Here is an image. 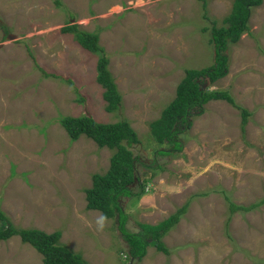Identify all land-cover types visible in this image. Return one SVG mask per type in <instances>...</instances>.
Listing matches in <instances>:
<instances>
[{
	"label": "rangeland",
	"instance_id": "rangeland-1",
	"mask_svg": "<svg viewBox=\"0 0 264 264\" xmlns=\"http://www.w3.org/2000/svg\"><path fill=\"white\" fill-rule=\"evenodd\" d=\"M61 1L0 0L2 209L19 227L61 230V242L86 264H264V204L230 210L231 202L264 198V0L251 6L249 30L228 48V73L201 86L229 90L252 114L243 126L239 108L211 100L190 126L179 125L181 149L157 141L151 122L174 100L186 69L214 63L213 23L228 26L235 0ZM68 24L99 34L122 94L116 110L106 109L96 81L99 54L64 32ZM82 114L127 119L137 133L129 149L141 163L131 188L144 182L146 191L122 200L131 231L188 203L163 237L169 254L149 245L142 259L133 257L117 217L100 227L101 211L86 208L93 175L108 171L116 149L85 134L70 139L60 118ZM0 264H43V256L13 235L0 239Z\"/></svg>",
	"mask_w": 264,
	"mask_h": 264
},
{
	"label": "trees",
	"instance_id": "trees-1",
	"mask_svg": "<svg viewBox=\"0 0 264 264\" xmlns=\"http://www.w3.org/2000/svg\"><path fill=\"white\" fill-rule=\"evenodd\" d=\"M204 5L206 0L203 1ZM263 0H235L231 13L224 18L228 26H218L214 21L211 41L214 44L215 58L210 66L196 69H186L184 79L179 83L176 96L162 111L159 118L151 122L154 137L160 143L167 140L173 143L175 149L182 145L176 139L180 130L179 125L190 126V116L197 110L202 113L204 105L211 100H227L240 109L243 126L252 114L246 107L239 105L229 90H209L201 88L202 83L209 79L210 83L224 77L229 71L228 48L240 40L241 35L249 30L248 20L251 6L262 4ZM57 6H62L61 0H55ZM6 29V26L4 25ZM66 33H74L75 39L86 49L97 52L96 81L105 89L104 98L109 111L116 110L122 102V94L115 82L114 76L108 68L109 58L105 49L98 43L99 34L79 29L76 24H68L63 28ZM43 70V68H41ZM47 76L50 73L45 72ZM54 75V74H52ZM73 82L72 80H69ZM79 100H83L81 97ZM60 122L66 128L70 139L77 140L85 134L92 138L99 147L116 149L110 159V167L105 174L93 175V185L86 189L87 208L100 210L106 219L117 217L119 230L130 246V254L142 259L147 253L149 245H154L159 251L170 253L163 242V237L180 221L188 210V203L157 224H148L139 232L131 231L127 227L128 214L123 208L122 200L130 196L143 195L145 183H140L138 192L131 188L138 181L137 165L141 163L139 157L134 156L129 147L137 142L135 129L127 119L116 122H100L92 115L63 116ZM159 154L168 155L166 149H158ZM264 204V198L249 206L230 203L231 213L249 211ZM0 239L5 240L13 235H19L23 242L34 246L43 256V264H86V260L79 252L73 251L61 242L62 231L47 232L41 228L19 227L2 209L0 202Z\"/></svg>",
	"mask_w": 264,
	"mask_h": 264
},
{
	"label": "clouds",
	"instance_id": "clouds-1",
	"mask_svg": "<svg viewBox=\"0 0 264 264\" xmlns=\"http://www.w3.org/2000/svg\"><path fill=\"white\" fill-rule=\"evenodd\" d=\"M86 208H87V204H86ZM89 210H92V209H89ZM95 210H97V209H95ZM98 211H100V210H98ZM103 220H104V217H101L100 220L98 221V224L100 227H103Z\"/></svg>",
	"mask_w": 264,
	"mask_h": 264
},
{
	"label": "crops",
	"instance_id": "crops-1",
	"mask_svg": "<svg viewBox=\"0 0 264 264\" xmlns=\"http://www.w3.org/2000/svg\"><path fill=\"white\" fill-rule=\"evenodd\" d=\"M93 214L97 215V212H95V213H93Z\"/></svg>",
	"mask_w": 264,
	"mask_h": 264
}]
</instances>
